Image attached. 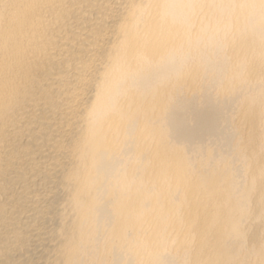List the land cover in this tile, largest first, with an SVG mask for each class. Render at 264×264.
I'll list each match as a JSON object with an SVG mask.
<instances>
[{
  "label": "bare ground",
  "instance_id": "1",
  "mask_svg": "<svg viewBox=\"0 0 264 264\" xmlns=\"http://www.w3.org/2000/svg\"><path fill=\"white\" fill-rule=\"evenodd\" d=\"M0 264H264V0H0Z\"/></svg>",
  "mask_w": 264,
  "mask_h": 264
}]
</instances>
